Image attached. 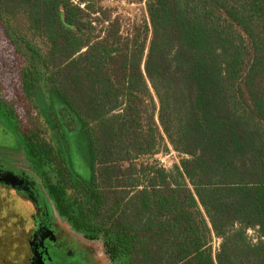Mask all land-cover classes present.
Listing matches in <instances>:
<instances>
[{"label": "trees", "instance_id": "trees-1", "mask_svg": "<svg viewBox=\"0 0 264 264\" xmlns=\"http://www.w3.org/2000/svg\"><path fill=\"white\" fill-rule=\"evenodd\" d=\"M104 1L0 0L58 209L121 264H264V0Z\"/></svg>", "mask_w": 264, "mask_h": 264}, {"label": "flooded vegetation", "instance_id": "flooded-vegetation-1", "mask_svg": "<svg viewBox=\"0 0 264 264\" xmlns=\"http://www.w3.org/2000/svg\"><path fill=\"white\" fill-rule=\"evenodd\" d=\"M23 129L0 98V165L18 174L0 175V264H121L102 234L76 228L58 209Z\"/></svg>", "mask_w": 264, "mask_h": 264}, {"label": "rangeland", "instance_id": "rangeland-1", "mask_svg": "<svg viewBox=\"0 0 264 264\" xmlns=\"http://www.w3.org/2000/svg\"><path fill=\"white\" fill-rule=\"evenodd\" d=\"M103 4L108 7H117L118 12L124 17V21L126 24L129 22V19H144L146 17L144 5H131L122 0H105ZM19 66L20 61L18 57L11 51L10 46L4 38L2 30L0 29V75L4 86L3 94L7 97V99H10L14 102V105L17 109L18 119L24 121L27 115L26 109L29 108V104L25 99L21 98L22 91L19 87ZM82 159L83 163L82 166L78 167V172L82 176L88 177L90 176L88 160L85 161L83 157ZM147 159L149 158H142L139 159L138 162L146 161ZM150 159L155 162L161 163L162 165L165 164L170 169L175 163H178V161L180 160V154L170 146L168 150L165 149ZM0 175L17 176L18 174L12 171L11 166L3 164L0 165ZM35 196L37 198L39 197L37 194ZM44 198L45 196L43 198L40 197V200H43ZM249 233L252 236L254 235L253 231H250ZM219 243L220 239L215 238V248L219 247ZM51 254L58 256L60 255L57 249H52ZM59 258L62 257L59 256Z\"/></svg>", "mask_w": 264, "mask_h": 264}, {"label": "built area", "instance_id": "built-area-1", "mask_svg": "<svg viewBox=\"0 0 264 264\" xmlns=\"http://www.w3.org/2000/svg\"><path fill=\"white\" fill-rule=\"evenodd\" d=\"M160 164H161V163H160ZM161 165H162V164H161ZM162 166H164L165 168H168V167H167V165H165V164H164V165H162ZM171 166H172V165H171Z\"/></svg>", "mask_w": 264, "mask_h": 264}]
</instances>
